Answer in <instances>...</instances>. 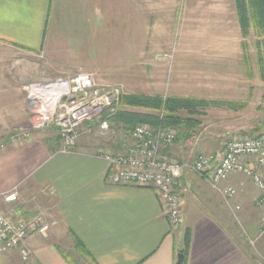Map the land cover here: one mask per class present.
I'll use <instances>...</instances> for the list:
<instances>
[{"label":"crops","instance_id":"obj_1","mask_svg":"<svg viewBox=\"0 0 264 264\" xmlns=\"http://www.w3.org/2000/svg\"><path fill=\"white\" fill-rule=\"evenodd\" d=\"M135 7V0H0V57L7 48L30 55L82 53L90 20L98 24L100 19H135ZM234 18L240 34L235 12ZM88 53L99 54L96 49ZM225 68L230 70L231 65ZM13 86L0 72L2 139L24 122L25 112V127L29 124L25 86L24 97ZM129 144L98 143L87 136L63 153L54 129L34 131L19 145L7 144L0 151V211L13 219L43 211L54 225L46 237L26 239V260L14 249L0 253V264H67L64 254L78 264H93L75 251L74 238L95 264H175L185 228L190 229V242L183 264H264V257L252 256L250 243L237 239L231 224L218 217L226 214L216 207L221 195L188 171L186 143L169 149L174 158L169 159L183 166L177 188L183 203L178 227L169 225L153 188L112 185L108 165L99 155L123 154ZM230 178L231 183L234 175ZM229 179L224 185L232 186ZM13 188L19 199L7 204L2 195Z\"/></svg>","mask_w":264,"mask_h":264},{"label":"rangeland","instance_id":"obj_2","mask_svg":"<svg viewBox=\"0 0 264 264\" xmlns=\"http://www.w3.org/2000/svg\"><path fill=\"white\" fill-rule=\"evenodd\" d=\"M135 3V19H100L96 25L90 20L85 31L88 40L83 41L88 45H83L82 53L77 50L72 55L46 56L10 48L1 50V74L13 81L20 97H24L22 87L28 84L87 73L99 86H119L122 95L159 94L246 103L238 112L207 109L202 113L201 127L192 137L195 139L186 142L187 169L197 155L218 153L230 138L252 137L264 123V84L257 78L249 80L241 65V38L232 0ZM248 43L253 56L254 39L249 37ZM95 49L98 55L88 53ZM229 64L231 69L227 70L225 66ZM23 115L24 122L15 124V129L27 126L26 112ZM87 136L98 143L130 140L110 123L101 130L98 123L86 122L77 129L75 146ZM230 179L235 196L229 202L231 208L217 196L220 206L216 207L226 213L219 211L218 217L231 224L237 239L248 241L250 254L261 260L264 234L260 236L259 225L264 209L256 207L257 194L248 178L237 174L231 183Z\"/></svg>","mask_w":264,"mask_h":264},{"label":"built area","instance_id":"obj_3","mask_svg":"<svg viewBox=\"0 0 264 264\" xmlns=\"http://www.w3.org/2000/svg\"><path fill=\"white\" fill-rule=\"evenodd\" d=\"M25 91L28 128H16L7 139L0 138V151L7 144L19 145L27 141L34 131L54 129L60 139V151L67 153L75 147L77 129L82 124L96 122L101 130L107 129L108 119L118 112L122 95L119 86H99L94 76L87 73L31 83L25 86ZM130 139L125 153L99 155L108 165L109 182L119 186L153 188L159 194L169 225L178 227L182 223L183 203L177 188L183 166L161 154L162 148L173 144L175 131L167 129L156 133L148 126L137 125ZM189 168L205 179L230 208L235 189L224 184L232 175L248 178L258 193L256 206L264 209V134L257 138H230L221 151L198 155ZM2 199L7 204L16 203L19 199L17 188L4 193ZM53 225L43 211L16 219L0 212V253L18 249L22 259L26 260V239L46 237ZM259 232L264 234V217Z\"/></svg>","mask_w":264,"mask_h":264},{"label":"trees","instance_id":"obj_4","mask_svg":"<svg viewBox=\"0 0 264 264\" xmlns=\"http://www.w3.org/2000/svg\"><path fill=\"white\" fill-rule=\"evenodd\" d=\"M233 6L240 29L241 65L249 80L257 78L259 82L264 84V0H233ZM249 37L254 39L255 54L253 56L250 53ZM246 105L244 102L230 100L124 94L120 98V110L108 121L115 129L122 131L125 135L124 138H130L137 125L148 126L156 133L171 129L175 131L173 144L183 146L199 131L202 124L200 117L207 109H225L238 112L244 109ZM263 132L264 123L255 129L251 138H257L264 134ZM121 141L127 144V141L130 143L131 139H122ZM173 144L161 149V154L168 159L173 158L169 150L174 146ZM189 242L190 229L185 228L182 240L183 247L179 252L183 255V261ZM73 243L75 251L80 256L95 264L92 256L77 238H74ZM63 257L67 264H78L68 254H64Z\"/></svg>","mask_w":264,"mask_h":264},{"label":"water","instance_id":"obj_5","mask_svg":"<svg viewBox=\"0 0 264 264\" xmlns=\"http://www.w3.org/2000/svg\"><path fill=\"white\" fill-rule=\"evenodd\" d=\"M182 261H183V255L182 254H178L175 264H182Z\"/></svg>","mask_w":264,"mask_h":264}]
</instances>
